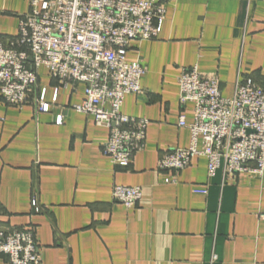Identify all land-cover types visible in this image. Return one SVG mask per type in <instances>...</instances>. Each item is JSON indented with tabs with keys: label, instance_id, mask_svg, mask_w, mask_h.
<instances>
[{
	"label": "crops",
	"instance_id": "0c3cea01",
	"mask_svg": "<svg viewBox=\"0 0 264 264\" xmlns=\"http://www.w3.org/2000/svg\"><path fill=\"white\" fill-rule=\"evenodd\" d=\"M166 7L159 37L133 41L127 54L146 72L122 112L150 120L129 166L103 153L109 129L72 108L84 99L83 84L62 86L41 67L46 111L35 97L17 107L0 96V224L33 228L42 264H264V174L219 168L210 177L197 156L166 183L174 173L158 167L165 153L190 145V129L179 126L182 113L194 119V106L179 101L184 67L217 75L227 97L239 80H263L264 0ZM28 11V0H0V39L16 37ZM116 185L142 187L141 202L116 200ZM0 264L10 263L0 255Z\"/></svg>",
	"mask_w": 264,
	"mask_h": 264
},
{
	"label": "built area",
	"instance_id": "2783aa9c",
	"mask_svg": "<svg viewBox=\"0 0 264 264\" xmlns=\"http://www.w3.org/2000/svg\"><path fill=\"white\" fill-rule=\"evenodd\" d=\"M28 1L18 35L0 39V96L17 107L35 97L37 110L46 111L41 67L62 86L83 84L84 99L72 108L109 129L103 153L114 165L129 166L146 145L150 120L122 112L125 97L141 93L146 72L141 62H129L127 54L133 41L159 37L169 0ZM262 79L239 80L227 97L217 75H204L196 66L182 69L179 101L183 107L194 106V119L189 123L182 113L179 126L190 129L191 141L160 158L159 170L174 173L166 183H175L197 156L207 159L210 177L219 168L225 175L264 174V71ZM113 196L133 207L141 202L143 189L116 185ZM32 205L40 211L36 198ZM0 255L10 264H42L33 228L0 224Z\"/></svg>",
	"mask_w": 264,
	"mask_h": 264
},
{
	"label": "rangeland",
	"instance_id": "374dc122",
	"mask_svg": "<svg viewBox=\"0 0 264 264\" xmlns=\"http://www.w3.org/2000/svg\"><path fill=\"white\" fill-rule=\"evenodd\" d=\"M42 70L47 71V73L49 74L48 70L45 67H42Z\"/></svg>",
	"mask_w": 264,
	"mask_h": 264
}]
</instances>
